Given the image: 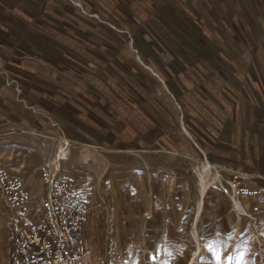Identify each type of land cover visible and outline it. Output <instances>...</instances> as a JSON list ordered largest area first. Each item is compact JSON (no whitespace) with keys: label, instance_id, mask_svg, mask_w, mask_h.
I'll return each instance as SVG.
<instances>
[{"label":"crops","instance_id":"crops-1","mask_svg":"<svg viewBox=\"0 0 264 264\" xmlns=\"http://www.w3.org/2000/svg\"><path fill=\"white\" fill-rule=\"evenodd\" d=\"M56 140L88 247L98 152L201 154L264 195V0H0V159L34 206Z\"/></svg>","mask_w":264,"mask_h":264},{"label":"rangeland","instance_id":"rangeland-1","mask_svg":"<svg viewBox=\"0 0 264 264\" xmlns=\"http://www.w3.org/2000/svg\"><path fill=\"white\" fill-rule=\"evenodd\" d=\"M52 142L55 154L45 163L59 159L61 171L57 152L65 145ZM78 174L95 185L83 264H264V195L256 203L233 196L226 171L201 154L102 151ZM8 218L0 194V264L9 250Z\"/></svg>","mask_w":264,"mask_h":264},{"label":"built area","instance_id":"built-area-1","mask_svg":"<svg viewBox=\"0 0 264 264\" xmlns=\"http://www.w3.org/2000/svg\"><path fill=\"white\" fill-rule=\"evenodd\" d=\"M58 161L41 167L45 192L34 206L24 181L11 175L0 159V193L9 214L5 264L84 263L88 243L80 234L89 219L94 187L78 186L73 177L60 173ZM246 179L243 173L232 171L228 187L233 196L256 203L262 192L249 188Z\"/></svg>","mask_w":264,"mask_h":264}]
</instances>
